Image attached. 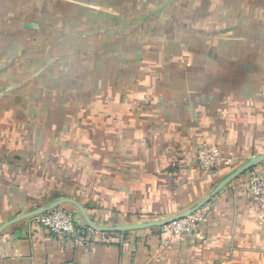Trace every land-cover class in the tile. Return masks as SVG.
Listing matches in <instances>:
<instances>
[{"label": "crops", "instance_id": "1", "mask_svg": "<svg viewBox=\"0 0 264 264\" xmlns=\"http://www.w3.org/2000/svg\"><path fill=\"white\" fill-rule=\"evenodd\" d=\"M1 1L0 79L18 69L32 81L12 73L0 86V264H264V207L242 185L251 170L209 197L249 159L264 155V66L258 56L228 57L207 42L163 62L135 56L142 40H103L111 52L97 46L80 51L81 58L59 55L58 48L56 55L44 54L37 51L43 41L14 40L13 30L41 28L50 0H24L42 19L32 22L22 18L28 8L17 12L15 0H7L14 8ZM54 1L63 17L69 8L112 17L118 7L110 0L98 9L93 0H80L90 5L78 7L74 0ZM137 1L124 0L122 9ZM176 1L166 0L150 20H166L163 9L177 7ZM203 2L194 14L201 33L224 39L230 19H242L243 8L256 12L264 0ZM216 25L218 31L207 32ZM115 42L124 45L114 48ZM19 45L27 46L21 54ZM204 143L236 161L203 172L195 151ZM63 198L104 228L159 221L203 201L198 211L205 222L164 247L158 228L103 235L88 230L73 206L66 209L75 216L80 243L19 219Z\"/></svg>", "mask_w": 264, "mask_h": 264}, {"label": "rangeland", "instance_id": "2", "mask_svg": "<svg viewBox=\"0 0 264 264\" xmlns=\"http://www.w3.org/2000/svg\"><path fill=\"white\" fill-rule=\"evenodd\" d=\"M105 1L93 0L91 6H95L98 9L99 6H105ZM111 1L114 6H118L114 8L116 12L113 9L112 17H90L87 13H77L76 8H69L65 18L61 16L62 14L56 8L58 3L50 0L45 6L46 12L44 13L42 27L36 28L32 25L29 31L26 29L22 30L19 27L16 31L13 30V39L43 41V46H40L37 51L43 50L44 54L56 55L57 51L53 50L58 48L59 55L66 53L72 56H80V58L91 48L97 46H103V50L107 53L111 52L110 47L102 45L101 42L105 44L103 40H125L126 42H128L127 40H130V42L142 40L143 44H140L139 48H136L139 51L141 50V52L135 56H140L141 58L145 54L151 59L159 56L163 58V62L170 54H176L178 51L181 52V48H184L183 51H192L193 49L197 51L201 49L203 43L208 42L211 46H214L216 52H220V54L228 57L258 56L256 59L257 63L264 66V2L258 6L257 11L254 13L245 8L241 9L242 19L229 20L230 30L226 32L228 34L223 39L221 37L216 38V35L212 38L211 35H203L201 33L194 14L200 12L202 7H205L203 0H178L176 1L179 4L177 7H173V3H171L162 12L163 16L168 18L163 21L160 18L154 19V23L153 20H150L153 18V10H157L166 0H138L134 4L135 6H132L128 11L122 9L126 5L124 0ZM12 4L16 5L17 12L22 7H26L24 0H15ZM72 4H77L76 7L81 4L90 5L89 2L80 0H74ZM1 5L14 8L13 5L8 4L7 0H2ZM26 8H28V11L22 14V18L26 17L30 22L38 18L41 19L39 15L29 13L30 8L28 6ZM61 11L63 12L64 10ZM234 14L226 13L225 15L230 16ZM79 20H82V22H79ZM73 25H76V28ZM216 26L209 28L210 30L207 32L218 31V25ZM233 26L236 27L231 29ZM196 30L200 33L198 34ZM8 36L9 38L11 37L10 34ZM154 40L158 44H155ZM123 45V43L118 44L115 42L114 48ZM125 45H128V43H125ZM24 47L18 46V54H21L20 50L24 49ZM34 48L32 47L31 51ZM131 50H134V45L124 50V54H129L128 52H132ZM80 51L85 52L82 53ZM33 54H41V52H33ZM20 65L18 62L15 63V66L18 68ZM12 73L16 74L15 76L19 80L23 81L27 78V80L32 81L30 76H25L27 75L26 73L21 75L18 69H14L12 72L10 71L5 76H2L0 86L6 84L7 79H13L11 77ZM35 80L39 81L40 78H36Z\"/></svg>", "mask_w": 264, "mask_h": 264}, {"label": "built area", "instance_id": "3", "mask_svg": "<svg viewBox=\"0 0 264 264\" xmlns=\"http://www.w3.org/2000/svg\"><path fill=\"white\" fill-rule=\"evenodd\" d=\"M195 161L200 170L206 173L218 172L234 164L235 158L225 157L222 152L207 143L201 144L195 151ZM242 185L249 195L257 203L264 207V168H253L247 177L243 180ZM205 222L204 213L197 211L192 215L170 222L157 230L160 239V245L170 246L174 241L190 237L195 228ZM36 226H39L53 235L68 237L74 242L78 240L77 223L72 212L63 209H55L44 213L31 220ZM88 230H91L87 228ZM102 235L104 233H101Z\"/></svg>", "mask_w": 264, "mask_h": 264}, {"label": "water", "instance_id": "4", "mask_svg": "<svg viewBox=\"0 0 264 264\" xmlns=\"http://www.w3.org/2000/svg\"><path fill=\"white\" fill-rule=\"evenodd\" d=\"M264 163V155L261 156H254L251 159H249L246 163H244L242 166H240L237 170H235L226 180H224L215 190L214 192H212L211 195H209V197H212L214 194H216L217 192H219L227 183H229L231 180L235 179L236 177L240 176L241 174L257 167L260 164ZM208 198H206L207 200ZM204 203L201 202V204H199L200 206H198L197 208H193L191 210H188L186 212H182L179 214H175L173 216L164 218L162 220L159 221H154V222H149L146 224H141V225H136V226H129V227H115V228H104V227H99L95 224H93L87 217L84 209L82 208V206H80L78 203H76L75 201H73L72 199L69 198H63V199H59L56 200L46 206L40 207L37 210L30 212L24 216H22L19 219H27L29 221H31L32 219L50 212L52 210L55 209H63L66 211L67 210L66 206H73L75 207L82 215L84 221H85V225L87 228L95 231V232H99V233H108V232H123V231H128V230H134V229H141V228H160L170 222L176 221V220H180L183 218H186L190 215H192L193 213L197 212L199 210V208L202 206V204Z\"/></svg>", "mask_w": 264, "mask_h": 264}, {"label": "trees", "instance_id": "5", "mask_svg": "<svg viewBox=\"0 0 264 264\" xmlns=\"http://www.w3.org/2000/svg\"><path fill=\"white\" fill-rule=\"evenodd\" d=\"M77 230H79V228L77 227Z\"/></svg>", "mask_w": 264, "mask_h": 264}]
</instances>
